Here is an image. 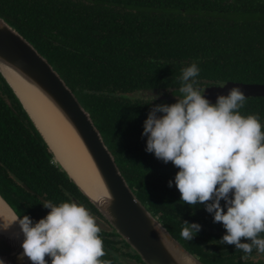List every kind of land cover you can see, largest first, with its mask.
Masks as SVG:
<instances>
[{
	"label": "trees",
	"instance_id": "16d2710c",
	"mask_svg": "<svg viewBox=\"0 0 264 264\" xmlns=\"http://www.w3.org/2000/svg\"><path fill=\"white\" fill-rule=\"evenodd\" d=\"M0 18L59 74L130 190L174 239L203 264H264L247 260L255 249L245 254L220 244L223 225L213 222L204 205L181 203L175 184L168 186L178 169L145 151L148 113L156 104L176 101L127 96L165 90L179 98L181 69L193 62L200 68V89L226 82L264 84V0H0ZM239 111L264 120V97L246 98ZM0 195L19 217L34 223L50 211L44 200H82L97 211L52 163L1 75ZM183 221L201 225L191 240L180 235ZM106 245L103 240L102 259L118 264Z\"/></svg>",
	"mask_w": 264,
	"mask_h": 264
},
{
	"label": "clouds",
	"instance_id": "9594fccd",
	"mask_svg": "<svg viewBox=\"0 0 264 264\" xmlns=\"http://www.w3.org/2000/svg\"><path fill=\"white\" fill-rule=\"evenodd\" d=\"M199 74L195 62L182 68L177 101L156 104L148 113L142 132L145 151L178 169L168 186L175 184L181 203L204 205L213 222L223 225L220 244L264 254V125L258 114L240 113L246 97L238 87L212 104L196 86ZM113 199L109 194L106 208ZM42 203L50 211L35 223L27 215L15 217L12 224L0 223L3 232L19 226L23 240L18 261L48 264L47 256L51 264H112L102 259L101 227L88 209L74 201ZM199 231L201 225L183 221L180 235L191 240ZM0 264L5 261L0 259Z\"/></svg>",
	"mask_w": 264,
	"mask_h": 264
},
{
	"label": "water",
	"instance_id": "95a60500",
	"mask_svg": "<svg viewBox=\"0 0 264 264\" xmlns=\"http://www.w3.org/2000/svg\"><path fill=\"white\" fill-rule=\"evenodd\" d=\"M0 75L51 153L52 163L55 161L53 164L144 264H203L140 203L73 92L47 60L2 18ZM223 85V88L221 85L203 88L212 104L218 95H227L233 87L240 88L246 98L264 97V84L226 82ZM17 89L32 99L31 106L24 102ZM109 194L114 199L111 207L106 208L103 202ZM0 203L7 217L4 220L0 216V223L12 224L19 216L1 195ZM22 240L18 224H13L7 232L0 231V259L5 264H30L27 258L17 260ZM45 259L51 264L49 257Z\"/></svg>",
	"mask_w": 264,
	"mask_h": 264
},
{
	"label": "flooded vegetation",
	"instance_id": "af4514ba",
	"mask_svg": "<svg viewBox=\"0 0 264 264\" xmlns=\"http://www.w3.org/2000/svg\"><path fill=\"white\" fill-rule=\"evenodd\" d=\"M208 88V87H205ZM153 93V94H152ZM154 93H157L154 95ZM157 96V101L160 100H172L177 101L178 98H173L171 94H169L168 91H162V90H153V91H139L137 93H130L128 94V98L130 99H142V100H152V98L149 96ZM261 124L264 125V120L262 119ZM264 130V129H262ZM81 202V203H80ZM79 205L84 206L86 209L90 211V213L95 217L97 221H99L104 228H102L100 232V236L102 240H104L105 243L108 244L107 249L112 252V255L115 254L116 258L118 260V264H130L131 262L136 264H144L142 260L139 258V256L119 237L112 229V227L108 224V222L95 210L90 209L87 203L83 202L82 200H79L77 202ZM111 246V248H110ZM248 261H251L253 263L255 262H264V254L257 252L256 254L252 255L251 257H248Z\"/></svg>",
	"mask_w": 264,
	"mask_h": 264
},
{
	"label": "bare ground",
	"instance_id": "6f19581e",
	"mask_svg": "<svg viewBox=\"0 0 264 264\" xmlns=\"http://www.w3.org/2000/svg\"><path fill=\"white\" fill-rule=\"evenodd\" d=\"M18 90V89H17ZM18 92H19V94H20V96L22 97V99L24 100V102L28 105V106H31L32 104H33V102H32V99L28 96V95H26L23 91H21V90H18ZM4 208V206L0 203V216L1 217H3V218H5L4 220H6L7 219V217H6V211L3 209ZM2 218V219H3Z\"/></svg>",
	"mask_w": 264,
	"mask_h": 264
},
{
	"label": "rangeland",
	"instance_id": "374dc122",
	"mask_svg": "<svg viewBox=\"0 0 264 264\" xmlns=\"http://www.w3.org/2000/svg\"><path fill=\"white\" fill-rule=\"evenodd\" d=\"M153 94V93H152ZM157 94V93H154V95ZM173 97V95H171ZM174 98H178L177 96H174Z\"/></svg>",
	"mask_w": 264,
	"mask_h": 264
}]
</instances>
